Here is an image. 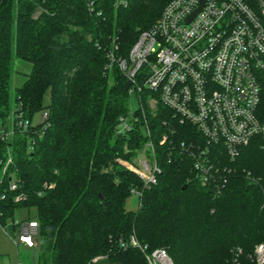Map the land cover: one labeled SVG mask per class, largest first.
<instances>
[{"label": "trees", "instance_id": "16d2710c", "mask_svg": "<svg viewBox=\"0 0 264 264\" xmlns=\"http://www.w3.org/2000/svg\"><path fill=\"white\" fill-rule=\"evenodd\" d=\"M169 1L95 0L91 11L87 0H1L0 117L21 103L30 121L46 111L49 126L42 137L35 136L41 123L3 145V157L11 146L13 163L3 174L0 222L13 231L17 211L35 209L26 219L39 224V264H89L101 255L113 263L146 264L138 249H118L119 239L133 234L150 250L165 249L174 264H234L236 258L252 264L255 246L264 241V134L253 136L234 159L214 148L225 179L220 193L199 182L190 158L169 157L164 120L175 125L177 145L198 133L171 120L163 105L154 115L147 112L149 138L142 121L116 134L131 101L109 53L127 57ZM248 2L258 12V0ZM14 58L32 69L12 98ZM257 116L264 125V77ZM148 140L161 173L144 188L118 160L132 161ZM11 179L16 190L9 189ZM132 189L142 192L137 210L126 208ZM20 193L26 199L15 201Z\"/></svg>", "mask_w": 264, "mask_h": 264}, {"label": "built area", "instance_id": "2783aa9c", "mask_svg": "<svg viewBox=\"0 0 264 264\" xmlns=\"http://www.w3.org/2000/svg\"><path fill=\"white\" fill-rule=\"evenodd\" d=\"M87 2L92 11L95 0ZM200 5L201 0H170L157 22L141 31L127 57L116 59L109 53L126 80L131 81L128 93L136 96L138 104L135 114L130 109L118 118L116 134L126 135L142 121L144 134L149 138L147 112L156 114L158 105H163L170 111L171 120L187 123L198 133V137L177 145L173 140L177 134L175 125L164 120L167 132L162 142L169 143V157L178 154L190 158L199 182L204 186L214 184L220 193L225 179L219 178L214 148L234 159L253 136L264 134V125L257 116L264 77V23L260 17V13L264 15V1L258 0L256 12L248 0H205L200 12L187 22ZM143 93L152 95L147 99ZM47 119L45 112L35 136H43L49 126ZM7 121L0 117V201L3 174L13 163L11 146L3 157V145L18 133H28L32 126L21 103L15 105ZM129 168L144 188L157 183L161 168L151 140L140 149ZM17 187L11 179L9 189ZM131 193L139 198L140 205L142 192L132 189ZM25 199L23 193L15 197V201ZM0 225L9 233L1 222ZM9 225L14 228L13 234H9L16 246H39L36 220L15 218ZM130 247L141 252L146 264H174L165 249L150 250L134 234L118 241V249ZM240 253L241 250L237 255ZM103 258L108 255L93 258L89 264ZM250 259L252 264H264V241L256 245ZM234 264H240L237 258Z\"/></svg>", "mask_w": 264, "mask_h": 264}, {"label": "rangeland", "instance_id": "374dc122", "mask_svg": "<svg viewBox=\"0 0 264 264\" xmlns=\"http://www.w3.org/2000/svg\"><path fill=\"white\" fill-rule=\"evenodd\" d=\"M134 44L135 42L132 44L131 48L133 47ZM31 69H32V64L30 62L19 58L13 59V72L10 83L12 98H14L15 96V89L22 86V84L27 79V76L30 74ZM110 80L112 81L111 78ZM150 94L152 95V93ZM150 94L148 95L146 94L145 98L148 99ZM48 102H49V95L47 94L45 96V104H48ZM45 112L46 111L44 110L35 112L32 117L31 124L33 126L40 125L42 123L43 114ZM9 116L5 117L4 121L5 120L7 121V118ZM139 151L140 149L136 152L134 158L138 156ZM134 158L132 159V161L134 160ZM132 161L118 160V162L122 166L126 167L129 170L131 169L129 167H131ZM1 179H2V174H0V181ZM138 207H139V198L136 195H132L130 198L127 199L126 208L128 210H137ZM35 214H36L35 209H30L29 211H27L26 209H19L16 213V218L25 219L28 216L33 217L35 216ZM7 231L11 235L13 234L11 227H8ZM9 235L3 230L2 226L0 225V264H39L41 251L37 247L33 249H29L23 245L16 246Z\"/></svg>", "mask_w": 264, "mask_h": 264}, {"label": "water", "instance_id": "95a60500", "mask_svg": "<svg viewBox=\"0 0 264 264\" xmlns=\"http://www.w3.org/2000/svg\"><path fill=\"white\" fill-rule=\"evenodd\" d=\"M205 0H201V5L199 6L198 9H196L187 19V22H190L202 9L203 4ZM131 85V81L127 80L124 84V90L128 92L129 87ZM130 101H131V111L133 114H135L138 111V104H137V99L135 95L130 96ZM92 264H120V263H113L109 258H103V259H98L94 261Z\"/></svg>", "mask_w": 264, "mask_h": 264}, {"label": "crops", "instance_id": "0c3cea01", "mask_svg": "<svg viewBox=\"0 0 264 264\" xmlns=\"http://www.w3.org/2000/svg\"><path fill=\"white\" fill-rule=\"evenodd\" d=\"M26 219V218H25ZM31 220H34V219H31ZM4 230V229H3ZM5 231V230H4ZM6 232V231H5ZM7 233V232H6ZM8 235H9V233H7ZM10 236V235H9ZM19 245H23V244H19ZM18 245V246H19ZM23 246H25V245H23ZM26 247V246H25ZM27 248V247H26ZM29 249H32V248H29Z\"/></svg>", "mask_w": 264, "mask_h": 264}]
</instances>
